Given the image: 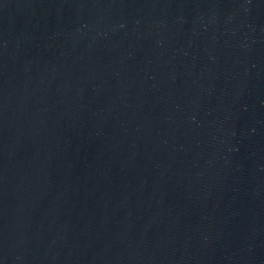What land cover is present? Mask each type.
Wrapping results in <instances>:
<instances>
[{
  "label": "water",
  "instance_id": "1",
  "mask_svg": "<svg viewBox=\"0 0 264 264\" xmlns=\"http://www.w3.org/2000/svg\"><path fill=\"white\" fill-rule=\"evenodd\" d=\"M0 264H264V0H0Z\"/></svg>",
  "mask_w": 264,
  "mask_h": 264
}]
</instances>
